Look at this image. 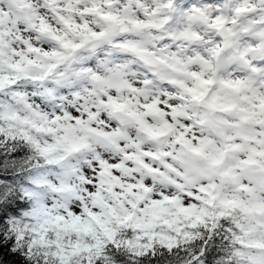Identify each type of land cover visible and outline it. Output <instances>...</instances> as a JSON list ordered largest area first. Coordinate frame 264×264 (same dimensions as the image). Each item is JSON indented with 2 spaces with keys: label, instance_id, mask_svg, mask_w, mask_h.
I'll list each match as a JSON object with an SVG mask.
<instances>
[{
  "label": "snow or ice",
  "instance_id": "6c2138e0",
  "mask_svg": "<svg viewBox=\"0 0 264 264\" xmlns=\"http://www.w3.org/2000/svg\"><path fill=\"white\" fill-rule=\"evenodd\" d=\"M190 5L220 32L218 44L235 46L239 63L264 69L251 59L254 44L233 45L237 18L255 17L264 0L0 7V264H264L257 113L222 130L225 122L194 108L214 83L194 73L180 99L161 96L139 110L108 90L106 50L116 35L172 24ZM241 83L221 81L234 91ZM255 106L264 113V97Z\"/></svg>",
  "mask_w": 264,
  "mask_h": 264
},
{
  "label": "clouds",
  "instance_id": "9594fccd",
  "mask_svg": "<svg viewBox=\"0 0 264 264\" xmlns=\"http://www.w3.org/2000/svg\"><path fill=\"white\" fill-rule=\"evenodd\" d=\"M115 2L119 3V0ZM180 2L183 4L186 0ZM0 7L6 8L7 0H0ZM192 7L190 5L184 16L167 26L142 30L129 27L116 35V46L109 47L105 57L106 74L113 82L108 90L114 94L113 99L138 110L139 106L160 101L161 96H165L164 103L169 99H180L184 95L183 88L195 85V80L189 75L194 73L214 81L206 100L194 106L208 121L225 122L220 125L221 129L234 131L228 125L244 123L241 117L252 110L257 113L254 123L264 121V113L255 106L256 97H264V69L252 72L247 64L239 63L235 59V46L228 51L218 44L216 38L220 32L191 12ZM237 19L239 22L233 25L236 33L233 45L239 42L241 48H248L254 44L255 51L250 56L259 63L264 60V39L260 35L264 33V10L257 12L255 17ZM218 48L225 55L216 53ZM205 58L209 67L204 65ZM222 80L242 83L239 90L234 91L223 87ZM184 102L188 103L187 100ZM209 102L218 106L215 111L204 107ZM98 115H105L102 122L108 121L103 109ZM159 122V119L154 120V123ZM259 126L260 132L264 133V123ZM210 134L215 135L214 132Z\"/></svg>",
  "mask_w": 264,
  "mask_h": 264
}]
</instances>
